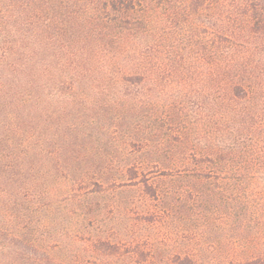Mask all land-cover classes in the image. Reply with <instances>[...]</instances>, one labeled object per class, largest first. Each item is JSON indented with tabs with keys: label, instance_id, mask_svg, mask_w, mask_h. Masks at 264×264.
<instances>
[{
	"label": "trees",
	"instance_id": "obj_1",
	"mask_svg": "<svg viewBox=\"0 0 264 264\" xmlns=\"http://www.w3.org/2000/svg\"><path fill=\"white\" fill-rule=\"evenodd\" d=\"M4 157L0 264H85L107 188L108 263L264 264V0H0Z\"/></svg>",
	"mask_w": 264,
	"mask_h": 264
},
{
	"label": "rangeland",
	"instance_id": "obj_2",
	"mask_svg": "<svg viewBox=\"0 0 264 264\" xmlns=\"http://www.w3.org/2000/svg\"><path fill=\"white\" fill-rule=\"evenodd\" d=\"M5 157L0 162V166L5 163ZM1 182V179H0ZM31 183L30 180L22 179L17 180L13 185L4 184L2 182V185L8 188V193L10 191H14L15 189H21L20 187H27ZM16 187V188H15ZM18 187V188H17ZM36 198H32L34 200ZM23 202L18 200L21 207H28V202L26 199H22ZM100 212L98 215V222L94 223L93 225H87V227L84 229V246L83 250L84 255L83 257V263L85 264H115V256H113V260L108 263L106 261V256L103 255L104 251L113 252L115 254V246L109 248L106 243H99L96 242V247H93V242L96 239H99V236L101 237H115V218H117V214L115 213V188H107L105 192L100 194ZM57 206L55 207V211L59 210L61 207ZM99 207V206H98ZM98 207H93L91 209H95ZM20 208V207H18ZM30 208V206L28 207ZM25 209V216H20V218H17L16 220H13L11 225L17 231V234L19 235V247L20 249H33L32 247L28 246V242H30L31 239L36 238L40 239V248L44 249L45 246L51 247L52 249V241L54 239V235L56 233V228L61 229L62 232L66 231V226L68 222V217H58L54 213V215L44 216L41 212L38 211V208L35 209V211L32 210L33 206L30 209ZM57 212V211H56ZM60 225V226H59ZM11 227V228H12ZM2 238H0V241ZM30 245V244H29ZM42 245V246H41ZM28 246V247H27ZM36 248V249H38ZM1 249V247H0ZM8 249V248H6ZM35 249V248H34ZM49 250V249H48Z\"/></svg>",
	"mask_w": 264,
	"mask_h": 264
}]
</instances>
